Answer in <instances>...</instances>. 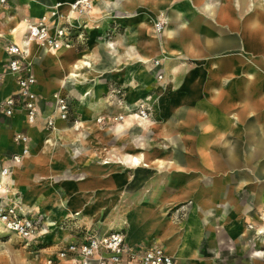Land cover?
I'll list each match as a JSON object with an SVG mask.
<instances>
[{
  "label": "crops",
  "instance_id": "0c3cea01",
  "mask_svg": "<svg viewBox=\"0 0 264 264\" xmlns=\"http://www.w3.org/2000/svg\"><path fill=\"white\" fill-rule=\"evenodd\" d=\"M73 1L53 0L50 9L61 4L59 11L65 10ZM91 2L82 45L46 53L35 43L28 44L33 72L36 66L44 75L39 83L35 73V91L38 94L40 86L50 88L43 101H37L35 122L29 124L22 112L0 120V171L10 166L6 179L12 192L20 195L27 211L44 219L40 239L51 244V254L43 264L54 261L64 244L83 240L86 230L105 233L124 227L128 246H158L173 264L213 261L223 242L227 257L232 256L234 230L240 222L238 239L249 237L245 224L253 223L260 243L264 238V0ZM145 10L165 23L159 38L162 55L155 51L159 45L147 17L140 15ZM43 15L26 18L11 2L0 5L4 33L0 48L6 68L4 48L10 43L23 45L26 24L24 28L20 24ZM121 29L124 35L119 34ZM155 58L163 60L168 85L190 76L182 97L192 100L168 101L161 121L141 120L128 108L154 83L150 62ZM145 72L150 82L137 84ZM4 79L3 88L13 94L12 77L6 72ZM121 91L125 101H118ZM55 93L70 101L67 121L55 113ZM117 116L124 118L114 120ZM48 118L55 121L53 130L45 126ZM20 134L27 138L28 153L16 164L12 157L21 156L23 144L16 143L14 136ZM150 146L157 150L143 152ZM158 150L173 155L160 159ZM138 168L156 173L146 188L136 193L123 190V171ZM241 197L242 208L236 210L235 200ZM188 202L189 206H180ZM243 257L251 262L262 252L247 249Z\"/></svg>",
  "mask_w": 264,
  "mask_h": 264
},
{
  "label": "built area",
  "instance_id": "2783aa9c",
  "mask_svg": "<svg viewBox=\"0 0 264 264\" xmlns=\"http://www.w3.org/2000/svg\"><path fill=\"white\" fill-rule=\"evenodd\" d=\"M7 4V0H0V5ZM91 0H75L68 4V12L59 11L61 4L52 7L49 14L43 15L35 21H27L24 39L26 45L8 44L4 50L8 56L7 74L12 77L15 92L12 96L0 101V114L12 117L16 112H22L29 124L35 122L38 115V96L35 91L37 83L33 72V61L30 59L28 44L35 43L46 53H56L61 49H72L86 41V27L89 15L93 11ZM75 23V24H74ZM155 31H161L162 21L154 25ZM54 109L58 118L67 121L70 115V101L60 93L53 95ZM119 101V100H118ZM130 110V108H128ZM140 116L146 117L145 111ZM117 116L114 120H122ZM55 121L48 118L45 126L54 129ZM16 143L23 144L21 156H13L12 163H20L22 156L28 153L25 145L27 138L24 135L14 136ZM10 166L3 167L1 174L10 175ZM1 186V184H0ZM6 192L1 196L14 194L9 186L8 179L2 185ZM11 191V192H10ZM43 217L33 215L27 211L21 202H6L0 198V223L5 230L17 235L26 242L42 236ZM173 264V259L158 246L130 247L125 242V235L121 230L84 232L83 240L79 243L64 244L56 252L54 261L49 259L47 264Z\"/></svg>",
  "mask_w": 264,
  "mask_h": 264
},
{
  "label": "rangeland",
  "instance_id": "374dc122",
  "mask_svg": "<svg viewBox=\"0 0 264 264\" xmlns=\"http://www.w3.org/2000/svg\"><path fill=\"white\" fill-rule=\"evenodd\" d=\"M59 1H67V0H59ZM75 1V0H74ZM221 0H218L220 2ZM7 2H11L13 4V8H18L20 11L25 13L26 18H35L40 15H43L45 13H50L52 8L50 9L53 0H7ZM26 2L30 3L29 5L26 4ZM70 2V1H69ZM67 3V2H66ZM65 10H60L63 14L68 12V3L65 5ZM145 9V7H142ZM143 16L147 17V23L149 26L152 27V34L155 38V40L158 42V47L155 50L156 52H159V55H162L160 51V36L162 33L161 31H155L154 25L157 24L159 21H162L160 18L157 16H153L151 13L147 12L146 10L144 13L140 14ZM129 14H124L123 17H128ZM163 23V22H162ZM165 26V23H163V28ZM125 31L124 29H121L119 34L124 35ZM3 31L0 29V35H3ZM108 41H112L113 37H110ZM147 38V34L143 33L141 36V39L144 41ZM148 38H150L148 36ZM2 39V37H0ZM140 39V40H141ZM107 41V42H108ZM157 55V56H159ZM182 62V60H181ZM143 65V64H142ZM144 66V65H143ZM150 66L152 69V75L154 76V83L150 84L149 88H147L146 93L141 96V98L137 99L135 102H133L131 105H129L130 111L128 112L129 114L133 115H138L140 118L143 119H151L153 121H161L163 119V112H166L167 110V104L168 101H191L192 98H184L182 97V94L185 91V88H188V79L190 76H188L186 79H181L175 83V86L168 85L167 83L164 82V66H163V60L162 59H152L150 62ZM6 65L5 61L3 62V55H2V50L0 48V101L4 100V97L7 95L8 97L12 96L10 92H7L5 88H3V81H5V71ZM262 74H264V69L261 70ZM35 73L36 76L39 78V83L42 82V76H44L39 69L35 66ZM34 73V74H35ZM193 73V72H190ZM189 75V74H188ZM196 75V73H194ZM150 75L148 73H144L140 76L141 80L137 81V84H145V82H150ZM125 77V75H124ZM128 82L131 81L130 78H127ZM200 77L198 78V80ZM3 82V83H2ZM195 86V85H194ZM202 84H199V90H200V101H203L202 95ZM50 88L42 87L38 89V99L39 101H43V93L45 91H48ZM189 90V89H188ZM193 90V89H192ZM194 91H191V93L194 94ZM125 91L120 92V96L118 98L119 101H125ZM192 94V95H193ZM42 99V100H41ZM191 99V100H190ZM126 104V103H125ZM128 104V103H127ZM128 107V105H127ZM145 111L146 117L140 116V112ZM2 117H6L2 114H0V120H2ZM123 117V116H122ZM124 118V117H123ZM123 120V119H122ZM121 120V121H122ZM75 120H72L74 122ZM119 121V120H118ZM153 136V135H152ZM154 148H157L155 146H150L147 150L143 152L147 153H153ZM128 152H142V151H137L136 149H129L127 150ZM173 153V152H172ZM145 154V153H143ZM173 154L169 155V150H158V157L160 159H169L172 157ZM156 172L154 170L147 169V168H138L135 171H129V170H124V180L122 183V189L123 190H128L130 191H138L139 189L142 190L146 188V186L149 183V179H152V175H154ZM136 176L134 178L135 180H129L130 177ZM133 181V182H132ZM113 184V182H112ZM4 201L10 203V202H21V197L20 195L14 193V194H9L10 196L5 197L1 196ZM242 203L243 199L242 197L239 199L235 200V208L236 210L242 208ZM190 202L182 204L180 206H189ZM115 214V213H114ZM253 215V214H252ZM184 215H182V220L184 219ZM43 219V218H42ZM71 219V218H70ZM112 219V218H111ZM114 220V219H112ZM44 221V219L42 220ZM68 220H65L63 224H65ZM225 224V223H224ZM240 226V228H239ZM241 222L238 224L234 230V253L232 256L227 257V247L226 243L223 242V244L219 245L218 247V252L219 255L218 257H214L213 261H207V262H199L196 264H258V263H264V238L261 239L260 243H258L259 237L256 234V226L257 224L251 223L250 225L245 224L246 226V231H247V236L245 240H243L242 237L238 239L240 236L241 230ZM238 227V228H237ZM118 230H121L122 233L125 235V229L124 227L117 228ZM62 232V231H61ZM55 233V232H54ZM58 234H60V231H57ZM55 233V234H57ZM228 232V236L230 237L231 233ZM0 234L2 236L0 237V264H43L44 259L47 257H50V250H51V244L46 243L43 239H40V236L36 235L37 238L33 239L32 241L26 242L24 240H21L17 235L8 232L5 230L4 226L0 223ZM238 239V240H237ZM244 241V242H243ZM250 250V253H255V252H262V257L259 258H252L250 261H247V257H243V254L245 250L247 251Z\"/></svg>",
  "mask_w": 264,
  "mask_h": 264
},
{
  "label": "bare ground",
  "instance_id": "6f19581e",
  "mask_svg": "<svg viewBox=\"0 0 264 264\" xmlns=\"http://www.w3.org/2000/svg\"><path fill=\"white\" fill-rule=\"evenodd\" d=\"M104 1V0H103ZM91 8H92V5H91ZM11 20V19H10ZM18 22V21H17ZM3 24V23H2ZM25 22L24 23H21L20 24V27L22 28H24V26H25ZM16 27H17V25H16ZM133 41V40H132ZM21 43L23 44V45H26L27 43L25 42V39H24V37L22 36V38H21ZM173 74H175V73H173ZM137 117L139 118V119H141V120H146V119H143V118H140L138 115H137ZM134 119V118H133ZM149 121V120H148ZM134 161V163H136V164H138L139 162H138V160L137 159H134L133 160ZM3 169V168H2ZM2 171V170H1ZM1 171H0V184H1V186H0V194H4L5 192H6V190L3 188V183H2V181L4 180V179H6L7 177H5V176H3L2 174H1ZM261 232H264V231H261ZM2 236V234H0V237Z\"/></svg>",
  "mask_w": 264,
  "mask_h": 264
}]
</instances>
